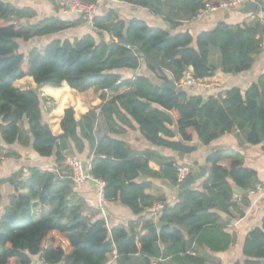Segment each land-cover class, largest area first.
<instances>
[{"label":"trees","instance_id":"obj_1","mask_svg":"<svg viewBox=\"0 0 264 264\" xmlns=\"http://www.w3.org/2000/svg\"><path fill=\"white\" fill-rule=\"evenodd\" d=\"M118 1L148 10L176 28L193 21L206 4L218 6L223 0ZM36 17L29 7L18 9L0 0V132L6 145L32 146L39 157L55 158L58 169L31 168L27 179L21 172L0 180V186L14 188L0 219V264H32L36 257L39 264H222L211 253H226L233 245L227 218H244L243 207L253 200L244 194L237 198L235 187L254 190L261 184L257 171L246 168L233 150H219L207 158L209 177L198 188L181 191L175 159L156 151H133L112 135L135 130L136 124L154 146L190 155L197 151L195 139L210 146L236 134L241 143L264 151V74L246 90L234 87L208 97L186 91L195 87L178 92L161 86L177 84L189 69L202 81L219 72L250 71L262 53L264 21L256 15L252 25L219 23L194 38L189 32L172 34L151 27L141 19L122 20L110 9L98 13L90 34L56 39L23 54L19 41L85 24L79 17L31 23ZM143 63L159 83L140 75L124 79L118 73L136 71ZM27 77L39 87L57 89L66 83L78 93L93 90L100 93L102 104L80 119L73 107L67 108L61 134L53 142L44 127L45 113L52 112L43 109L48 100L15 85ZM99 110L110 134L100 139L95 135ZM88 145L90 175L104 184L103 198L121 203L137 216L126 225L109 229L104 220H90L82 211L85 199L77 186L63 181L67 158L84 159ZM3 157L19 155L7 151ZM152 162L160 169L153 170ZM142 175L146 181H140ZM155 180H167L177 189L174 205L146 193ZM157 203L163 208L153 214L149 209ZM160 223L165 225L159 228ZM242 255L243 260L234 264H264V217L248 233Z\"/></svg>","mask_w":264,"mask_h":264},{"label":"crops","instance_id":"obj_2","mask_svg":"<svg viewBox=\"0 0 264 264\" xmlns=\"http://www.w3.org/2000/svg\"><path fill=\"white\" fill-rule=\"evenodd\" d=\"M55 1L56 0H5V2L12 4L18 9L26 7L33 9L36 12L37 17L30 21L31 23H37L39 21L53 17L68 21L78 19L77 16L62 15L55 5ZM256 3H262L264 5V0H256ZM263 5H261L262 11H264ZM110 9H114L119 18L122 20H131L135 18L141 19L146 21L151 27L161 28L171 32L172 34L189 32L194 38H196L202 32L214 29L219 23H226L229 25H252L255 18H257L256 13L251 14L246 8L240 6L235 9L212 12L207 16L195 18L193 21L183 23L181 26L175 28L164 21L161 17L152 15L148 10L137 8L126 3H121L118 0H101L99 13L104 15ZM91 32L92 28L89 25L83 23L81 26L75 29H70L51 36L35 38L27 43L19 41L20 52L27 54L31 49H41L53 40H74L76 38H81L87 34H90ZM118 73L122 75L124 79L134 78L140 75L154 79V82L159 83L155 75L147 69L145 63H143L136 71L123 70L119 71ZM262 74H264L263 53L258 56L252 69L246 73L239 75H223L220 72L217 73L215 77L211 78V80H214L219 84V87L217 88L207 90L189 88L186 91L190 95H203L208 97L215 96L222 90L234 87L241 90H246L250 84L257 81V79ZM15 85L22 90L39 89V94L42 96V98L48 100V102L43 106V109L46 112L48 109L52 108V112L48 114L45 113V121L55 136L61 134L60 122L64 115V111L67 108L73 107L77 119H80L81 116L89 112L91 108H100L102 104L101 100L99 99L100 93L96 95L93 90L86 93H78L72 90L66 83H64L61 88L57 89L48 86L39 87L35 84L32 78L27 77L16 82ZM124 92H130V89H125ZM1 124L2 120L0 119V125ZM134 125L135 130H129L124 135H112L113 138L126 142L130 145L133 151H156L162 156L173 158L180 167H189L192 171V174L196 172L200 166L207 165L209 167L207 164V158L214 152L219 150H233L244 159L246 168L257 171L260 182L264 183V151H262V147L243 144L239 141L236 134L226 135L210 146H203L197 139H195L192 145L197 148V151L190 155H186L172 151L170 149L154 146L143 137L138 126L136 124ZM174 129L176 130V127ZM95 135L98 139L110 135L104 118L100 114V110L99 118L95 125ZM0 151H2V153L0 152V180L7 179L12 175L21 172L23 179H27L29 176V169L31 168H38L42 171H56L58 169L55 158L39 157L33 151L32 146L23 147L18 143L10 146L6 145L2 139L1 132ZM7 151H13L17 153L19 157L4 158L3 154H5ZM83 158L86 159L87 162H91L92 155L89 145L87 146ZM150 167L153 170L160 169V167L153 162L150 163ZM62 170H65L63 173L64 175H67V177H65V179H67L69 175V173H66V171H68L67 168L63 166ZM204 180L205 179L197 182L194 187L198 188ZM159 181L160 180L153 181V187L146 193L154 197H165L167 199V203L174 205L177 202V189L175 188V190L172 191L166 186L160 184ZM167 182L170 183L169 181ZM103 188L104 186L90 181L77 186V192L85 199V205L82 211L86 217L92 221L104 220L109 229L118 225H126L128 222L137 218V216H135L129 208L122 205L121 203L106 201L103 198ZM13 193L14 188L12 185L4 184L0 186V219L3 216L5 209L9 205L10 197L13 195ZM236 197L239 198V194H237ZM243 210L245 211L244 218L234 220L231 219V222L228 221L230 224L228 231L231 234H236L235 243L226 253H211V255L219 258L221 261L224 257H226L228 261H232V264H234L237 260H243L242 248L245 239L253 228L261 224V221L264 217V198H262L256 204H254L253 199L251 201V205L249 207H243ZM112 259L113 258H111V260ZM222 264H224L223 261Z\"/></svg>","mask_w":264,"mask_h":264},{"label":"built area","instance_id":"obj_3","mask_svg":"<svg viewBox=\"0 0 264 264\" xmlns=\"http://www.w3.org/2000/svg\"><path fill=\"white\" fill-rule=\"evenodd\" d=\"M250 1L256 2V0H223L218 6H213L208 3L196 18H202L215 11L235 9ZM100 2L101 0H99L97 3L86 4L82 2V0H56L55 5L62 15L77 16L83 19L85 24L92 27L93 21L99 13ZM257 17L264 21V11L261 10V6L260 11L257 13ZM260 48L261 52L264 54V34L261 38ZM176 85L180 88L195 87L206 90L219 87V84L211 79L205 81L197 80L194 77L191 69L184 72L182 80ZM65 167L69 173L68 178L72 179L76 186H80L88 181L104 186L101 181L91 177L90 163L83 161V159L78 156H71L67 158ZM191 174L192 171L189 167H180L178 174V184L181 185ZM249 194V196L254 199V204L259 202L262 198H264V183L258 184L254 190L249 192ZM162 208L163 204L157 203L152 208H150L149 211L155 214L156 211Z\"/></svg>","mask_w":264,"mask_h":264},{"label":"water","instance_id":"obj_4","mask_svg":"<svg viewBox=\"0 0 264 264\" xmlns=\"http://www.w3.org/2000/svg\"><path fill=\"white\" fill-rule=\"evenodd\" d=\"M241 6L243 8H246L247 11L251 14L255 13L257 11V8H258V4L256 2H253V1H250L246 4L241 5ZM161 86L165 87V88H169V89L174 90V91H178V92L183 91V88L177 87L176 83H174L173 81H170L168 84L162 83ZM34 92H35V94H39V89L34 90ZM44 127L47 130V132L50 134L51 140L53 142H55L57 137L52 133V131L49 128L46 121L44 123ZM83 161H85V160L83 159ZM209 175H210V168L207 165L200 166L196 172L191 174L181 185H179L178 189L181 191L189 189V188L193 187L194 185H196L197 182L208 178ZM146 179H147V177L145 175L140 176V181H146ZM63 181L66 183H69V184L73 183L72 179H70V178L63 179ZM159 182H160V184H162L163 186H166L170 190H172V191L175 190V187L173 185H171L170 183H168L167 181L160 180ZM235 192L239 195L244 194L246 197H249V195H250L249 192H243V190L239 187H235ZM228 221L231 222V219H228ZM164 225L165 224L160 223L159 228H162ZM235 240H236V234H233V244L235 243ZM32 262H33L32 264H39V258L38 257L34 258Z\"/></svg>","mask_w":264,"mask_h":264},{"label":"rangeland","instance_id":"obj_5","mask_svg":"<svg viewBox=\"0 0 264 264\" xmlns=\"http://www.w3.org/2000/svg\"><path fill=\"white\" fill-rule=\"evenodd\" d=\"M224 264H232V261H228L226 257L222 258Z\"/></svg>","mask_w":264,"mask_h":264}]
</instances>
